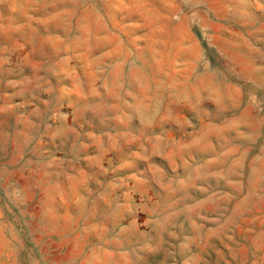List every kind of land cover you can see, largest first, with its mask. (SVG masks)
<instances>
[{"label":"rangeland","instance_id":"obj_1","mask_svg":"<svg viewBox=\"0 0 264 264\" xmlns=\"http://www.w3.org/2000/svg\"><path fill=\"white\" fill-rule=\"evenodd\" d=\"M0 264H264V0H0Z\"/></svg>","mask_w":264,"mask_h":264}]
</instances>
